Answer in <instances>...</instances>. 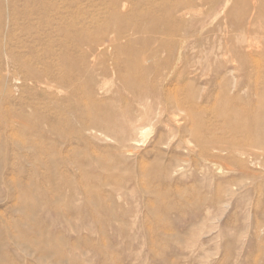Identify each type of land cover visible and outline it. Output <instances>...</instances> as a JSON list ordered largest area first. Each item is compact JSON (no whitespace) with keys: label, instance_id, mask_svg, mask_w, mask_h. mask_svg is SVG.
Masks as SVG:
<instances>
[{"label":"rangeland","instance_id":"1","mask_svg":"<svg viewBox=\"0 0 264 264\" xmlns=\"http://www.w3.org/2000/svg\"><path fill=\"white\" fill-rule=\"evenodd\" d=\"M176 1L194 9L186 23L188 34L184 30L177 33V41L160 43L152 25H145V33L131 37L134 51L123 54L100 47L97 59H88L92 69L87 72L81 62L85 46L73 36L95 33L116 11L120 21L137 25L143 22L139 13L163 17L173 0H128L117 9L114 0H0V264H264V157L248 164L250 174L228 172L223 161L210 165L200 148L188 143L191 133L200 131L264 155L259 149L264 141V0ZM245 43L253 45L249 54L240 51ZM157 47L181 58L171 77L180 84L178 99L186 84L195 92L189 105L176 110L173 95L168 106L174 114L147 125L145 143L135 150L87 134L95 138L84 151L100 162L81 167L77 178L70 166L75 156L70 148L64 150L60 201H25L28 182L39 188L43 169L36 166L31 175L32 167L18 149L24 134L16 121L25 115L38 121L46 106L55 105L52 99L44 103L21 79L28 72L45 71L51 78L64 73L65 81L80 82L74 92L58 90L66 97L56 106L62 111L61 127L72 131L82 117L75 104L87 103L85 91L92 80L101 79L103 69L113 70V61L120 57L153 67L157 58L151 50ZM118 86V81L105 84L106 93L99 99H111ZM121 106L115 103L117 113ZM157 106L143 109L141 124L149 123ZM237 109L249 114L245 119L226 117ZM103 121L117 134L124 132L121 123L109 117ZM157 153L165 164L170 156L175 158L169 171L156 170ZM84 191L109 196L92 203ZM30 205L50 208L52 215L28 218L24 208ZM101 206L106 210L93 211ZM77 208L82 216L74 214ZM47 249L51 257L42 263L39 257Z\"/></svg>","mask_w":264,"mask_h":264},{"label":"bare ground","instance_id":"2","mask_svg":"<svg viewBox=\"0 0 264 264\" xmlns=\"http://www.w3.org/2000/svg\"><path fill=\"white\" fill-rule=\"evenodd\" d=\"M126 2H128V0H114L112 6L115 9L120 7L124 8ZM193 11L194 9L192 6L173 0L172 9H170L169 12H165L163 17L152 19L148 12L139 13L138 16L141 17L143 24L141 23L138 25L130 21H120L121 15L116 11L110 21H106L104 25L98 27L95 33L86 37L73 36L72 38L75 39L78 44L85 46V51L81 54V62L84 69L88 72L92 69L88 59L93 58L96 60V49L100 47L109 46V50L113 49L123 54L134 51V43L131 37L135 34L145 33L146 30L143 28L145 25H152V31L160 35V43L163 40L168 41L169 39L177 41V33L181 31L184 32V30L188 28L186 23L189 22V18L194 14ZM168 30H172L173 32L169 34ZM185 32L188 34L190 30L187 29ZM166 35L167 37H165ZM183 35L184 34H180L181 37ZM252 46L251 43H245L240 46V51L249 54V49ZM182 48L183 47H180L178 52H182ZM146 52L149 54V51ZM151 54L155 56L154 58H157V64L153 67L141 65L139 62L126 57H120L113 61L115 67H112L113 70L109 71L103 69V71L99 73L101 79L92 80L85 91L84 98L87 103L83 104L77 101L75 104L74 108L77 109L76 111H81L82 117L76 119L77 128L72 131L63 130L61 127L62 111L60 107L58 108L56 106L60 105L66 97L64 98L63 94L60 95L58 90L67 88L70 93L74 92L77 88H81L80 82L78 80L65 81L62 77L64 73H60L58 76L51 78L47 76V72L45 71L37 75L28 72L29 75L21 79L24 84H28L35 89L36 92L34 93L39 94L44 103H47V99H52L51 102L55 105L52 108L46 106L43 117L38 121H33L30 117H26V115L18 117V121H16L17 130L24 134L23 139L17 142L18 149L22 152L26 163L32 167L31 175H34L37 171H35L34 167L39 166V168L43 169L38 180L39 188L33 186L32 183H30L32 181L28 182L26 186L28 191L23 194L25 201L29 199L53 203L60 201L61 190L64 185V175L61 171V160H64V150L68 151V148H70L71 154L75 156V160L71 161L70 166L73 169V174L77 178L81 176V167L85 165L92 167L95 166L94 164L100 162L99 159H94L92 157V153L89 154L84 151L89 143H94L91 138H95L88 137L87 134H99L100 137L112 138L120 148L135 150L145 143V127L147 125L150 126L152 123L166 116L170 119V115L174 114L173 111L170 112V107L168 106L171 104L170 100L173 95H176L174 98L176 97L177 99L173 102L175 104L173 106L176 110L180 111L189 105L190 101L195 96V92L189 91V85L186 84V91H184L182 97L178 99L177 97L179 94L177 90L180 84L176 79L171 77L177 66L182 63L181 58L174 57L171 50L162 52L158 47L151 50ZM62 58L65 59V57ZM184 63L188 64V61ZM89 76H92V74H89ZM114 81H118L119 83L115 95L112 96L111 99L101 101L99 95L106 93L105 84L109 82L113 83ZM121 91L128 92L130 97L122 95ZM1 92L5 94L6 90ZM129 100L130 104L128 103ZM2 101L1 97L0 102ZM117 101H120L122 104V112L117 113V111H115V103ZM152 104L158 106L149 119V123L146 125L141 124L140 121L145 114L143 113V109L147 110ZM34 107L33 104L29 105L30 109H35ZM190 107L191 106H189V108ZM262 109L264 112V101ZM248 114L249 110L247 109H237L225 115L227 118L237 116L238 118L243 117V119H245ZM107 117H109L114 124L121 123L124 132L117 134L114 128L112 129V127L104 124L103 120ZM262 122L264 124V117ZM234 127L238 128V126ZM191 136L192 141L188 143H193L195 146L199 147L201 156L205 157L210 165L223 161L228 172L238 171L242 174H250V171H246L248 164H255L256 161L264 157V155L244 150L238 143L233 141H215V138L209 133L204 135L200 131H195L191 133ZM259 149L264 151V141L259 143ZM156 155L158 161L155 164V168L159 171H167L175 161V158L170 156L168 163L165 164L159 161L161 155L159 153ZM228 160L232 163L228 164ZM64 167L65 166H63V168ZM174 168H176V166ZM231 182L237 183L236 179H232ZM46 188L50 190L49 193ZM219 191V186H217V193ZM83 194L84 198L92 203L95 202L94 200L101 201L103 197L109 196L102 192H94L93 196L86 191H84ZM24 209L28 214L26 216L31 219H35L37 213L39 214L37 215L39 220H41V214H45L44 216L52 215V210L50 208H44L42 205L38 209L34 205L26 206ZM97 209L103 212L106 210V207L104 208L101 206V208H95L93 211ZM166 210H169V208ZM81 213L82 211L77 208L74 214L82 216ZM28 226L32 231L37 232L39 230L37 226ZM30 247L33 248L34 246L30 245ZM27 249L30 250L29 248ZM50 257L51 252L47 249L44 255L39 257V260L44 263Z\"/></svg>","mask_w":264,"mask_h":264}]
</instances>
